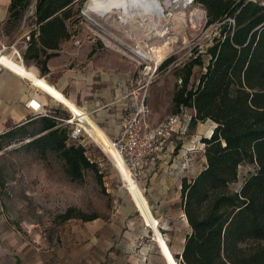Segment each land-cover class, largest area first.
<instances>
[{"label":"rangeland","instance_id":"1","mask_svg":"<svg viewBox=\"0 0 264 264\" xmlns=\"http://www.w3.org/2000/svg\"><path fill=\"white\" fill-rule=\"evenodd\" d=\"M251 1L264 5V0ZM84 6L85 3L79 9V14L67 22L71 45L76 49L77 59L90 61L95 58L100 61L101 58L119 65L123 68L120 69V74L125 76L126 88L129 90L125 95L126 100L129 99L128 95L133 100L135 96L143 100L149 126L152 128L161 126L165 131H169L171 126L174 131L180 133L183 124L189 123L191 111L185 109L176 116L170 114L171 97L178 82L174 69L183 65L198 51L205 52L217 33L216 25L205 27V12L194 0L184 2L173 11H170L171 9L165 11L166 19L161 28L167 34L163 38L146 36L145 33L131 30L129 27L123 29L114 22V18L100 21L99 26L95 25L84 16ZM76 8L77 6L74 7ZM30 10L31 7L26 11V16L16 23L3 25L0 33L1 53L12 55L27 68L31 66L32 61L24 60L22 53L28 43L26 36L31 29ZM170 13L181 15L179 19L171 18L168 16ZM92 17L96 19L94 15ZM99 34L104 35L107 41ZM137 40L140 45L149 44L151 47H162L165 50L158 59L141 60L132 52V49L137 48ZM171 56L174 58L173 63L162 71L158 70ZM0 69V73L7 72L12 78H19L3 68ZM194 71H198V68ZM88 78L95 79L96 76L88 75ZM33 90L43 97L44 94L36 88ZM47 105L52 107L51 110H56L60 118L72 117L69 109L48 97ZM40 126V120L32 121L23 126L26 135L19 134L8 142H2L0 250L3 253L0 254V260L14 258L25 248L32 249L42 256L57 251L62 253L61 256H75L78 260L80 256L72 253L82 251L80 249L87 244L84 237L92 232L98 244L102 243L110 251H118L117 255L110 258L114 264H179L175 255L179 253L189 231L184 217L181 216L183 212L173 207L166 213L164 220H159L149 207L152 215L159 220L158 224L163 223L159 224V227L164 230L159 228V231L164 239L168 238L171 242V249L167 242L163 248L169 255L167 262L161 248L153 240V232L145 225L107 154L115 138L112 131L106 133L109 139L106 140L104 148L96 145L85 132L80 145L85 147L87 157L98 165L100 177L98 178L92 171H85L81 182H72L55 153L48 152L43 157L28 144L42 135L39 133ZM212 127L211 121L197 123L193 128L186 126L182 140L177 138L181 136L179 133L167 139L173 142L174 153L185 151L179 173L169 175L168 178L169 189L164 196L167 195L171 201L173 198L175 200L180 198L177 184L181 177L186 176L191 180L204 164L203 144L200 139H196L193 144L191 140L199 135L208 137ZM28 134L34 137L30 138ZM186 144L188 146L183 148ZM254 170L253 164L240 166L238 179L230 185V189L238 190L245 177ZM156 174L157 170L146 178H135L144 197L147 194L145 188L159 180L160 177ZM157 189L159 191V188ZM70 208L75 210V214L81 212L86 216L98 217L87 221L72 218L61 222L59 215ZM69 252L71 254H68ZM46 257L48 259L49 256Z\"/></svg>","mask_w":264,"mask_h":264},{"label":"trees","instance_id":"2","mask_svg":"<svg viewBox=\"0 0 264 264\" xmlns=\"http://www.w3.org/2000/svg\"><path fill=\"white\" fill-rule=\"evenodd\" d=\"M86 1L35 0L22 56L34 62L41 75L55 55L48 51L71 37L67 22ZM194 2L205 12V27L216 25L217 33L204 53L198 51L174 69L178 82L170 114L191 109L190 128L206 121L215 127L200 140L204 168L193 179L181 181V210L189 232L175 259L179 264H264V5L251 0ZM31 4L32 0H10L5 25L19 21ZM173 61L172 56L167 58L158 70ZM60 119L41 118L42 135L28 144L43 157L55 153L72 182H81L85 171L99 178L98 165L87 157L85 147L69 142L71 127ZM19 134L26 135L23 127L0 135V150L2 142ZM244 164L255 165V170L238 190L230 189ZM74 212L68 209L59 220L98 217Z\"/></svg>","mask_w":264,"mask_h":264},{"label":"crops","instance_id":"3","mask_svg":"<svg viewBox=\"0 0 264 264\" xmlns=\"http://www.w3.org/2000/svg\"><path fill=\"white\" fill-rule=\"evenodd\" d=\"M34 3L35 0H32V6H30L31 10L29 11L30 20L33 19ZM9 4L10 0H0V33L1 27L5 25L8 18ZM25 16L26 15L23 17ZM1 37L2 35L0 34V41ZM25 48L26 46L24 47V50ZM48 52L54 53L55 55L47 60V72L45 74L41 75L40 69L34 62H32L29 68L33 69L38 76H42L52 84L69 101H71L81 113L87 115L104 135L105 141L109 139L106 133H109L110 131H112L116 138L120 131L121 116L124 113L133 112L138 104V102L133 100L129 95V99L126 100L125 95L129 90L126 88L127 83L125 76L120 74V69L123 68H120L119 65L113 63L111 60L106 62L101 58L99 59L100 61L95 58L90 61L77 59L76 49L71 45V37L60 43L57 50H51ZM88 75H95L96 78L89 79ZM33 88L34 87L31 83L26 79L21 77L12 78L7 72L0 73V135L11 129L23 127L32 121L43 118V116L36 117V113L27 105L28 100L33 95H38L41 99L42 107L47 110L49 116L57 115L56 110H51L52 107L47 105V97L53 101L51 97L45 94L42 97L36 93L37 91L34 92ZM190 111L191 115L188 118L189 121L191 116L194 115V111L191 109ZM71 119H74L75 121L77 120V117L72 114ZM188 125L189 123L183 124L180 133L174 131L172 128L169 136L163 140L162 154L158 155L152 162L147 161L145 175L142 177L146 178L156 170L158 171V174L156 175H159L160 178L158 181H154L155 184H150L145 188V191L147 192L145 198L149 207L159 220H164L166 213L171 211L173 207L182 211L180 198L176 200L173 198L171 201V199H169L167 195L164 196V194L168 193L169 186L167 183L169 175L179 173L178 170H180L182 157L185 151L182 150V152L178 154L174 153L173 150L175 147L173 142L171 140L168 141L167 139L170 136L172 137L173 134L179 133L181 136L177 138L182 140L185 128L186 126L189 127ZM214 126L213 123L212 129ZM200 136L201 135L194 137L193 140H191L192 144L196 139L201 140V138H204ZM82 140L83 138L81 141ZM187 146L188 144L184 145L183 148H186ZM203 162L205 163V160ZM203 168L204 164L199 171ZM184 178L187 179L186 176L181 177L177 184L179 197L181 181ZM157 188H159V191ZM181 216L184 217V214H181ZM159 228L164 230L162 227ZM165 240L171 249V242L168 238H165ZM84 241L87 244L80 249L82 251L72 253L80 256L78 260L75 259V256H61L62 253L57 251L42 256L32 249L25 248L18 252L14 258L0 260V264H114L110 261V258H112L111 256L118 254L117 250L110 251L109 248L107 249L102 243L98 244L96 236L92 232H89L84 237ZM182 247L183 245L181 246L179 253L176 255H180ZM2 253L3 251L0 250V254ZM68 254L71 253L69 252ZM46 256H49L48 259Z\"/></svg>","mask_w":264,"mask_h":264},{"label":"bare ground","instance_id":"4","mask_svg":"<svg viewBox=\"0 0 264 264\" xmlns=\"http://www.w3.org/2000/svg\"><path fill=\"white\" fill-rule=\"evenodd\" d=\"M186 1L189 0H87L85 2L83 14L89 21L98 26L100 21H106L110 18H114V22L123 29L129 27L131 30H139L145 33L146 36L151 35L153 37L163 38L167 34V32L163 31L164 29L161 28L163 27V21L166 19L165 11L167 9H171L170 11H173L182 6ZM92 15H94L96 19L93 18ZM180 15L181 14L179 13L168 14L169 17L177 19H179ZM99 36L103 40L107 41L104 35L99 34ZM136 44L137 48L132 49V52L141 60L158 59L165 50L162 47H151L149 44L140 45L138 40L136 41ZM144 48H147L148 50L145 51ZM0 67L15 74V76L17 75L26 79L38 91L48 95L53 101L69 109L72 114L77 117V120L81 122L85 132L90 138H92L94 143L99 147L104 148L106 144L104 135L94 125L91 119L87 115L81 113V111L71 101H69L46 79L38 76L33 69L25 67L21 61H17L12 57V55L3 54L1 51ZM41 103V99L38 95H33L28 100V106L33 109H38ZM211 132L212 130H210L209 136ZM107 154L113 161L118 175L124 183V187L128 191L134 205L140 212V216L145 222V225L153 232L154 242L161 248L162 255L168 262L169 255L163 250L166 245V241L159 231L158 220L152 215L146 198L138 187L137 181L132 177L130 171L125 166L122 157L116 151L112 143Z\"/></svg>","mask_w":264,"mask_h":264},{"label":"built area","instance_id":"5","mask_svg":"<svg viewBox=\"0 0 264 264\" xmlns=\"http://www.w3.org/2000/svg\"><path fill=\"white\" fill-rule=\"evenodd\" d=\"M35 32L37 35L38 28H35ZM26 40H29L28 35ZM134 100L138 102L136 109L121 116L120 131L112 144L135 179L145 175L147 161L152 162L158 155L162 154L163 140L169 136L172 127L170 126L169 131H165L161 126L150 127L146 121L147 111L143 100H139L137 96ZM30 109L36 113V117H50L47 110L41 105L38 109ZM60 121L71 126L68 134L69 142L81 144V138L86 134L81 122L71 118L60 119Z\"/></svg>","mask_w":264,"mask_h":264},{"label":"water","instance_id":"6","mask_svg":"<svg viewBox=\"0 0 264 264\" xmlns=\"http://www.w3.org/2000/svg\"><path fill=\"white\" fill-rule=\"evenodd\" d=\"M215 127V126H214ZM213 130V129H212ZM212 133V132H211Z\"/></svg>","mask_w":264,"mask_h":264}]
</instances>
